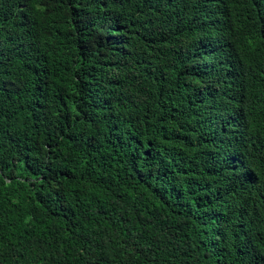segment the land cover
<instances>
[{"label":"trees","instance_id":"16d2710c","mask_svg":"<svg viewBox=\"0 0 264 264\" xmlns=\"http://www.w3.org/2000/svg\"><path fill=\"white\" fill-rule=\"evenodd\" d=\"M0 264H264V0H0Z\"/></svg>","mask_w":264,"mask_h":264},{"label":"clouds","instance_id":"9594fccd","mask_svg":"<svg viewBox=\"0 0 264 264\" xmlns=\"http://www.w3.org/2000/svg\"><path fill=\"white\" fill-rule=\"evenodd\" d=\"M211 106H212V103H211L210 98H209L208 110L211 109Z\"/></svg>","mask_w":264,"mask_h":264}]
</instances>
